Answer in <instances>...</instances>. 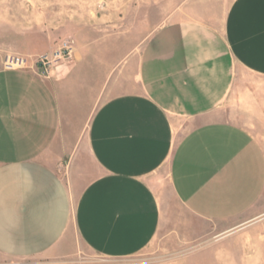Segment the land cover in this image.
Masks as SVG:
<instances>
[{"label":"crops","instance_id":"obj_1","mask_svg":"<svg viewBox=\"0 0 264 264\" xmlns=\"http://www.w3.org/2000/svg\"><path fill=\"white\" fill-rule=\"evenodd\" d=\"M213 6V17L196 13L150 35L129 90L118 92L117 72H102L85 50L51 65L53 79L0 69V255L65 259L83 248L126 259L149 249L162 239L163 171L202 220L237 219L257 205L263 148L215 117L236 72L264 76V0ZM212 252L175 261H219Z\"/></svg>","mask_w":264,"mask_h":264},{"label":"rangeland","instance_id":"obj_2","mask_svg":"<svg viewBox=\"0 0 264 264\" xmlns=\"http://www.w3.org/2000/svg\"><path fill=\"white\" fill-rule=\"evenodd\" d=\"M232 1L0 0V69L10 55L30 61V55L35 58L70 39L76 53L85 50L97 56L102 72H117L118 92L129 90L131 83L137 85L140 48L157 28L196 13L213 17V5L221 3L226 7ZM59 62L72 64V61ZM35 71L53 79L48 72ZM217 113L215 118L247 129L264 151V76L241 69L236 72ZM185 128L180 126L179 133L183 134ZM155 184L162 204L159 232L162 239L155 240L149 249L126 259H103L83 248L65 259L0 255V264H180L182 261L175 260L205 246L219 259L207 261L208 264H264V192L245 215L210 222L187 213L172 193L165 171ZM225 231L231 232L222 236Z\"/></svg>","mask_w":264,"mask_h":264},{"label":"built area","instance_id":"obj_3","mask_svg":"<svg viewBox=\"0 0 264 264\" xmlns=\"http://www.w3.org/2000/svg\"><path fill=\"white\" fill-rule=\"evenodd\" d=\"M74 51L75 48L73 45V41L70 39H64L58 44L56 49L51 52H45L38 55L32 62L24 58L23 56L10 55L5 61V68L27 69L32 71H35V69H40L41 72L44 73L49 71L51 65L60 60H72Z\"/></svg>","mask_w":264,"mask_h":264}]
</instances>
